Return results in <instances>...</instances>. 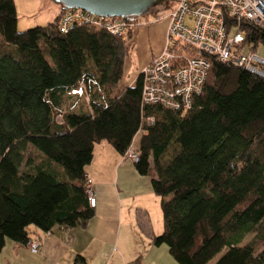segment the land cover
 I'll return each mask as SVG.
<instances>
[{"label": "trees", "instance_id": "trees-1", "mask_svg": "<svg viewBox=\"0 0 264 264\" xmlns=\"http://www.w3.org/2000/svg\"><path fill=\"white\" fill-rule=\"evenodd\" d=\"M162 3L143 15L157 17ZM63 9L18 31L14 0H0V249L28 244L29 226L85 223L84 166L105 141L121 155L134 148V169L160 199L162 231L150 243L178 264H264V77L203 55L209 67L188 108L145 104L140 74L118 84L135 31L61 32ZM239 29L245 44L264 46V28ZM74 91L86 108L62 110ZM28 148L36 160L24 158Z\"/></svg>", "mask_w": 264, "mask_h": 264}, {"label": "crops", "instance_id": "crops-1", "mask_svg": "<svg viewBox=\"0 0 264 264\" xmlns=\"http://www.w3.org/2000/svg\"><path fill=\"white\" fill-rule=\"evenodd\" d=\"M14 9L17 26L15 0ZM59 10V5L53 6L50 21ZM152 16H145L133 36L140 55L138 68L160 50L165 39L167 21L163 28ZM255 50L264 56V46ZM84 174L91 180L95 200L85 223L67 230L54 226L47 234L28 229L29 242L39 243L38 252H31L28 244L6 239L0 249V264H178L166 244L150 243L149 235L162 231L160 199L149 178L138 174L133 162L100 141L92 148Z\"/></svg>", "mask_w": 264, "mask_h": 264}, {"label": "built area", "instance_id": "built-area-1", "mask_svg": "<svg viewBox=\"0 0 264 264\" xmlns=\"http://www.w3.org/2000/svg\"><path fill=\"white\" fill-rule=\"evenodd\" d=\"M163 18L167 21L163 47L138 72L143 103L173 110L188 108L191 95L200 91L209 67L203 55L264 77V56L243 42L239 29L242 22L264 28V0H175ZM82 23L120 35L126 30L135 31L141 16L127 19L100 16L76 7L64 8L58 28L66 32ZM147 120L151 122L152 118ZM122 158L130 162L137 160L131 145ZM85 192L88 205L93 208L95 200L88 177H85ZM28 247L31 252L39 251L38 242L30 241Z\"/></svg>", "mask_w": 264, "mask_h": 264}, {"label": "rangeland", "instance_id": "rangeland-1", "mask_svg": "<svg viewBox=\"0 0 264 264\" xmlns=\"http://www.w3.org/2000/svg\"><path fill=\"white\" fill-rule=\"evenodd\" d=\"M168 2L169 0H166L162 3L161 5L162 7L161 9H159L160 11L158 12V19H156L158 20V22L163 24V28L165 24L164 22L165 19L163 17L167 14L168 9L167 8L166 9L164 8V10L162 9L163 7H165V5ZM15 4H16V10H17V17H18V23H17L16 29L18 31H22L24 29H27L29 27H33L36 25H45L52 18L53 14L51 13V11H53V6L59 5L54 0H15ZM145 16L144 15L141 16V23L138 26H136L135 30H137V28L140 25H142V22H145ZM147 43H148V46L150 47V42L148 38H147ZM162 47H163V44L160 50L162 49ZM136 50L134 46V48L130 51L129 57H127L124 60L122 76L118 83L120 87L125 86L127 84H132L135 79V75L138 73V71L141 70L149 62V61L146 62L145 64L141 65L138 68V61L140 60V55L138 51ZM160 50L157 53L156 52L155 53L158 54ZM155 53L153 54V56L156 55ZM81 95L82 93H80L79 91L76 93L74 91V94L72 93L70 95L68 94L67 97L65 96L62 107H61L62 110L74 111V110L86 108L84 97L82 98ZM138 138H139V133H136L132 140V143L134 146L137 144ZM170 152L171 150H169V153ZM23 156L25 159L30 157L31 160H36V158L38 157V153L32 148H28ZM31 228H33V226L28 227V229H31ZM218 256L219 254L215 255L212 258L211 262H214V260Z\"/></svg>", "mask_w": 264, "mask_h": 264}, {"label": "water", "instance_id": "water-1", "mask_svg": "<svg viewBox=\"0 0 264 264\" xmlns=\"http://www.w3.org/2000/svg\"><path fill=\"white\" fill-rule=\"evenodd\" d=\"M64 8H81L100 16H142L164 0H54Z\"/></svg>", "mask_w": 264, "mask_h": 264}, {"label": "bare ground", "instance_id": "bare-ground-1", "mask_svg": "<svg viewBox=\"0 0 264 264\" xmlns=\"http://www.w3.org/2000/svg\"><path fill=\"white\" fill-rule=\"evenodd\" d=\"M130 17V16H129Z\"/></svg>", "mask_w": 264, "mask_h": 264}]
</instances>
